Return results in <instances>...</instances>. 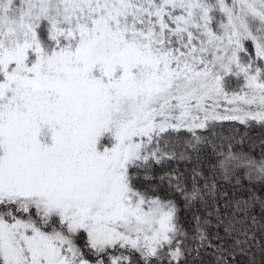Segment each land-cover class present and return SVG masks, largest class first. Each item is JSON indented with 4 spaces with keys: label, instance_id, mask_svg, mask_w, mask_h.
<instances>
[{
    "label": "snow or ice",
    "instance_id": "obj_1",
    "mask_svg": "<svg viewBox=\"0 0 264 264\" xmlns=\"http://www.w3.org/2000/svg\"><path fill=\"white\" fill-rule=\"evenodd\" d=\"M0 264H264V0H0Z\"/></svg>",
    "mask_w": 264,
    "mask_h": 264
}]
</instances>
